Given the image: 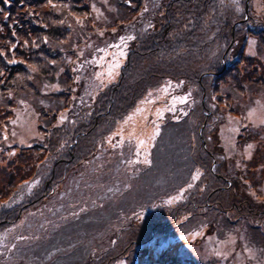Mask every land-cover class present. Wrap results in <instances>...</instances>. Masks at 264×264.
Segmentation results:
<instances>
[{
    "label": "trees",
    "instance_id": "obj_1",
    "mask_svg": "<svg viewBox=\"0 0 264 264\" xmlns=\"http://www.w3.org/2000/svg\"><path fill=\"white\" fill-rule=\"evenodd\" d=\"M68 2L77 4L73 7L79 15L87 18L90 14V6L87 2H84L86 5L79 4L81 0H9L7 4L0 0V53H3L0 55V93L5 101L11 94L32 88L29 81L32 71L40 73L44 80L54 77L56 68L51 60H60L62 55L48 42L51 40L60 45L67 38L69 31L60 26L56 11ZM118 5L122 8L120 3ZM232 6L224 0H171L150 17L143 14L140 23L132 27L141 25L135 31L133 45L117 81L98 92L89 114L87 107L84 111L79 107L77 114L72 116H79V122L38 123L39 137L30 146L5 144L2 131L7 130L6 120H14L16 115L12 110L14 106L11 109L0 107V236L45 203L55 206L52 212L60 208L55 217L50 214L53 217L47 219L55 221L53 218L70 206L64 197L76 186L79 187L75 192L80 189L84 192L83 183L92 184V179L85 180L82 170L91 163H98L100 158L96 155L103 139L149 90L158 88L166 79L195 84L204 96L202 104L192 106L186 113L168 112L169 118L177 116L179 122H167L169 124L161 128L157 138L161 144L164 133L169 139L164 145L180 147L181 161L188 163L189 168L196 164L202 168L203 174L186 199L171 208L162 222L151 213L143 219L129 217L123 220L120 215L121 219H115L114 207L108 209L110 214L106 219L102 218L105 213L98 210L100 208L88 210L81 223L72 225L71 219L68 227V223L50 226L52 235L48 237L56 241L53 250L46 254L51 257L54 250L61 254V247L72 243L68 247L71 255L68 259L64 255L63 264H115L149 241L154 232L162 233L171 228L181 214L196 216L214 210L220 213L214 215L221 219L225 210L248 208L238 215L247 221H253L254 215L264 219V140L261 133L244 131L239 123L229 122L230 116L237 122L234 108L244 111L248 87L252 93L264 92V61L245 53L247 38L254 35L259 39V53L264 56V12L253 10L245 21L243 10L237 13ZM154 15L156 17L152 19ZM148 18L153 20V28L145 30L143 27ZM249 26L260 28L252 34ZM223 44L226 47L222 50ZM13 59L19 62L9 64ZM254 95L253 98L257 96ZM213 96L217 97L216 111L209 108ZM40 112L44 118L55 121L56 112L50 115ZM237 118L241 122V118ZM233 128L239 131H231ZM222 136L226 140H222ZM242 142L254 145L247 161L241 150L236 151ZM155 148L156 151L159 149L157 143ZM231 154L234 156H229ZM189 173L190 169L180 186L190 180ZM28 185H32L31 189ZM96 191L99 193L101 188ZM78 199H82L81 194ZM111 217V220L115 219L113 223L123 225L118 243L112 245L111 242L106 249H101L98 237L105 232ZM32 226L35 229L33 222L28 227ZM40 230L42 233L44 228ZM33 248L25 249L22 260L19 258L20 262L16 263L23 264L26 255L32 260L34 256L40 259ZM17 259L14 257L13 260ZM54 263L58 262L51 257L50 263L42 264ZM159 264L183 263L162 261Z\"/></svg>",
    "mask_w": 264,
    "mask_h": 264
},
{
    "label": "rangeland",
    "instance_id": "obj_2",
    "mask_svg": "<svg viewBox=\"0 0 264 264\" xmlns=\"http://www.w3.org/2000/svg\"><path fill=\"white\" fill-rule=\"evenodd\" d=\"M169 1L136 0L133 5L139 9L142 15L148 14V17H150L154 12L159 11L164 3L167 4ZM224 1L227 5H233L232 7H234L237 13L242 11L240 5V11L236 10V6L232 3V0ZM241 1L239 0V2ZM84 2H87L89 6L91 5L92 18L86 19V15H79L73 7V4H77L71 2H68L69 4L64 7L58 8L56 11L60 26L69 31L65 40L66 44L76 45L79 37L85 33L84 28L87 27L86 25L90 26V30H88L89 35H93L86 43L81 44L77 50V60L74 65L72 64L73 71L76 73L73 77V82L75 84L79 82L76 89L78 96L75 93L67 96V99L70 97L68 106L63 103V100H55L54 95L62 90L60 77L63 74L64 66L59 65L61 60H51V64L56 68L52 79L48 78L44 80L40 73L32 71L29 77L32 88L30 87L29 90L25 89L22 92L11 94L9 98H6V101L0 93V107L8 109V105H16L12 110L15 112L17 108L19 114L17 122L11 121L10 119L6 120L12 122L14 129L11 128V130L5 132V135L3 134L6 139L4 141L5 144L8 141H13L12 143L22 146L36 142L33 139L38 135L36 124L40 123L38 121L46 123L45 119L40 118V116L37 117L36 110H42L49 115L57 112V115L61 117L64 115L63 112L66 109L68 114L73 116L78 112L81 103L88 110L97 92L105 85L117 81L120 68L126 57V51L123 48L125 44H121L120 38H127L128 36L134 38L135 31H138L141 25L138 24L133 29L132 27L134 25L131 23L128 30L124 31L123 34L113 35L111 38L110 35H101L102 27L97 26L93 21L112 24V17L124 15L125 8L123 6L119 8V2L117 3L116 0H81L79 4L83 5L85 4ZM262 6H264V0H252L251 2V7H253L255 12H259ZM101 7L104 8V11L101 10ZM145 8H147V11H144ZM154 17L156 16H152V19ZM152 21L151 18H148L146 25L149 26ZM85 23L86 25L84 27ZM112 29L108 27L107 31H111ZM128 40L131 41L132 39H126V43ZM250 41H255V43L250 46L248 41L245 51L246 55L260 57L264 61L263 53H259L256 40L252 38ZM48 43L52 49L57 50L59 48L57 42H51L50 40ZM225 47L226 45L223 44L222 50ZM64 49L67 51L66 48ZM121 52L124 53L123 56L120 55ZM252 52L255 54H251ZM63 53L61 52V55L69 58ZM13 60L19 62L16 59ZM117 61H119L120 66L115 69L116 74L109 78V69ZM183 82L172 86V81H164L160 89L154 90L151 96L148 94L144 97L137 104L136 108H133L121 122L117 123L113 131L103 139L101 147L98 150V155H96L99 157L102 156L104 160L100 159L96 165L91 163L90 167L85 169V173V170H82V175H85V180L92 179L95 182L92 184H83L84 192L81 189L79 192H75L79 186H76L74 190L70 191L64 197L70 206L60 216H58V213V217L53 218L56 219L55 221L51 222L47 219L49 217H55L58 207L52 212L55 206L50 202L45 203L42 207L29 212L27 214L28 216L24 217L19 221L17 226L15 225L13 227L14 229H10L7 233L5 232V235L0 236V264H17L16 262L22 260L24 250L31 247H35L33 250L37 251V256L41 258L38 259L34 256L32 260L26 255L23 264L50 263L51 257L58 262L57 264H63L64 255H66L67 259L71 255V248L68 247L72 243H65L67 247H61V254H57L54 250L52 255H50L51 257H49L46 251L53 250L56 241H52L48 237V235H52L50 226L55 223L57 226H63L65 223H68V227L71 221H73L72 225L81 223L82 217L87 214L88 210L100 208L98 210L105 213L102 218L106 219L110 214L108 209L114 207L115 219L122 218L123 220H127L131 217L132 220H135L137 217L140 218V216L136 215L137 211L141 209L151 210L160 201L169 200L173 197H178L173 202L182 201L189 194L191 188L188 187L189 184L182 189L177 188L179 186L177 183L183 178H186L189 169L188 163L179 159L182 155L181 152H178L180 147L177 144H171V146L164 145L169 139L167 135L162 133L163 141L161 140V144L157 141V145L159 146L157 151L155 149L152 150L155 140L148 143L146 151L150 163L145 164L143 163L145 159V146L140 145L139 141L144 140L147 142L148 137L157 125L160 127L161 124L173 120L174 122H179L177 116L169 118L166 115L168 112L166 106L172 104L170 112L181 114L191 107V100L195 102L196 107L199 106L201 96L198 86ZM163 89H167V91H163ZM189 93H191L190 96ZM246 94L247 98L245 100L247 101L244 106V111H241L240 108H234V118L239 122L237 118L239 116L244 130H250L252 133L259 132L261 133V138L264 140V123H261L264 120V92L260 94L252 93L250 87H248V93ZM254 94L258 97L253 98L252 95L255 96ZM180 97H187V99L184 103H175L180 101ZM28 100L30 103L28 106L26 105L27 111L24 114L25 107L20 103ZM210 106L209 108L213 111L214 106ZM137 109H140V111H137ZM158 109L162 111V118L159 119L157 118ZM87 110L86 112L88 113ZM250 111L253 112L251 118H249ZM86 112L84 115L87 114ZM222 116H224V111H222ZM224 132L223 129L222 134ZM21 140L24 143H21ZM222 140H226V138L222 136ZM251 145L253 146L251 149H248V145L240 148L241 152L244 153V157H248L251 151H253L254 145ZM138 151L139 156H137ZM229 156L234 155L231 154ZM242 166L244 167V165ZM117 167L119 171H117ZM179 178L180 180L177 181ZM190 178V183L193 186V182L197 181V179L193 181L191 173ZM100 180L104 181L100 184ZM97 182L99 186L95 185ZM96 187L101 188L99 193H97ZM79 194L82 195L81 200L78 199ZM160 195L167 196L158 198ZM245 210L249 209L243 208V210L238 211L234 208L233 210H225L222 212L224 216L221 219L214 215L220 214L214 210H209L210 214L186 216L188 218L185 220V217H183L177 221L176 227L171 228L167 232L155 233L147 243L135 249L126 258H120L115 264H145L146 262L156 264L157 260H164L162 259L164 257L176 256L184 258L183 260L185 261L191 260L193 262L214 260L217 264H264V219L254 215L255 218L252 219L253 221H247L243 216L238 215L244 213ZM75 215L77 217L73 218ZM119 215L121 218L118 217ZM144 215L142 214V216ZM157 216H159V211L152 215L153 218ZM111 219L112 217L107 224L105 232L98 237L100 239L101 249H106L111 242L112 245L118 243L117 238L120 236L123 225L121 223L117 224L118 222L113 223L115 219ZM241 221H246L248 225L242 226ZM26 222H29V225L33 222L36 225L35 229L34 226L28 227L29 225L26 228ZM115 225H119L120 227L115 229L113 227ZM41 227L44 228L42 233L40 230ZM213 227L215 230H213ZM45 232L47 235H45ZM41 244L44 246L37 248ZM24 246H27V248H24ZM14 257L18 259L13 260Z\"/></svg>",
    "mask_w": 264,
    "mask_h": 264
},
{
    "label": "snow or ice",
    "instance_id": "obj_3",
    "mask_svg": "<svg viewBox=\"0 0 264 264\" xmlns=\"http://www.w3.org/2000/svg\"><path fill=\"white\" fill-rule=\"evenodd\" d=\"M9 2V0H4V3L5 4H7ZM232 3L236 6V10L237 11H240V8H239V0H232ZM94 7V6H93ZM94 10H95V8H94ZM144 11H147V8H145L144 9ZM78 23H79V21H77ZM113 31H115V29H113ZM13 35H15V33H13ZM101 35H103V33H101ZM126 39H133V37L132 36H128L127 38H125V37H121L120 38V42H121V44H125L126 45ZM255 43V41H249V44H250V46L251 45H253ZM118 47V46H117ZM250 51H251V49H250ZM251 54H255L254 52H252ZM0 55H3V53H0ZM120 55L121 56H123L124 55V53L123 52H121L120 53ZM16 61H14V60H12V61H9V63H15ZM119 61H117V62H115L113 65H112V67H110V69H109V72H108V76H109V78H111V77H113L116 73H115V69H117V68H119ZM33 70H35V69H33ZM99 75V74H98ZM170 83V82H169ZM163 91H167V89H163ZM152 95V93H149V96H151ZM191 95V93H189V96ZM180 99V102L181 103H184L185 101H186V99H187V97H180L179 98ZM213 99H215V97H213ZM137 111H140V109H137ZM253 116V112L252 111H250L249 112V118H251ZM157 118L159 119V118H162V111L161 110H157ZM64 119V117H63V115L61 116V120H63ZM129 119H130V117H129ZM229 122L230 123H238V122H234V121H232L231 120V118H229ZM261 123H264V120H262L261 121ZM159 131H160V129H159V126L157 125L155 128H154V130H153V132H152V134L148 137V141L146 142V141H144V140H140L139 141V144L140 145H144L145 146V159L143 160V163H145V164H147V163H150V161L148 160V158H147V151H146V148H147V146H148V143H150V141H152V140H155V138H156V136L159 134ZM231 131H233V132H238L239 131V129L238 128H233V129H231ZM13 135H15V133H13ZM21 143H24V141L23 140H21ZM253 146L250 144V145H248V149H251ZM10 155H14V153H10ZM137 156H139V151L137 152ZM199 178V172L197 171V173L196 174H194L193 176H192V180L194 181V180H196V179H198ZM35 183V182H34ZM28 187H29V189H31V187H32V185H28ZM188 187L189 188H191L192 187V184L191 183H189V185H188ZM181 191H183V190H181ZM178 197H173V198H171V199H169L168 201H166V203H172L175 199H177ZM5 206H8V205H5Z\"/></svg>",
    "mask_w": 264,
    "mask_h": 264
}]
</instances>
